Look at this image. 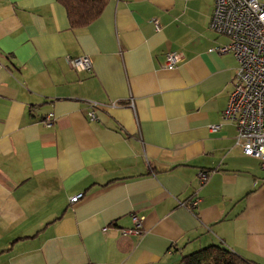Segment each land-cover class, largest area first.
<instances>
[{
    "label": "crops",
    "instance_id": "1",
    "mask_svg": "<svg viewBox=\"0 0 264 264\" xmlns=\"http://www.w3.org/2000/svg\"><path fill=\"white\" fill-rule=\"evenodd\" d=\"M214 2L110 0L72 27L59 0H0V264H184L210 244L264 264V170L223 120L238 61L210 50L229 42ZM133 215L143 233L122 234Z\"/></svg>",
    "mask_w": 264,
    "mask_h": 264
},
{
    "label": "built area",
    "instance_id": "2",
    "mask_svg": "<svg viewBox=\"0 0 264 264\" xmlns=\"http://www.w3.org/2000/svg\"><path fill=\"white\" fill-rule=\"evenodd\" d=\"M153 22L156 28L160 27L156 18ZM210 28L229 38L228 43L214 45L210 50L217 53L232 52L238 61L234 88L230 93L223 120L235 122L236 144L244 154L257 158L264 170V0H215ZM182 58L181 52L170 51L166 54L164 66L175 67ZM67 62L79 71L90 70L92 67L88 55L69 56ZM90 105L92 109L88 114L95 118V110L101 103L91 102ZM55 119V114L50 112L43 122L51 126ZM218 128L219 125L211 126L212 130ZM208 176L209 172H199L202 182L206 181ZM83 196V192L73 195L70 202L75 203ZM192 204L196 205L197 201ZM132 221V227L121 228L120 232L125 235H141L142 218L133 215Z\"/></svg>",
    "mask_w": 264,
    "mask_h": 264
},
{
    "label": "trees",
    "instance_id": "3",
    "mask_svg": "<svg viewBox=\"0 0 264 264\" xmlns=\"http://www.w3.org/2000/svg\"><path fill=\"white\" fill-rule=\"evenodd\" d=\"M59 1L66 8L70 25L74 27L84 26L97 18L110 0ZM183 262L184 264H259L247 260L230 248L219 244H210L186 254L183 257Z\"/></svg>",
    "mask_w": 264,
    "mask_h": 264
}]
</instances>
